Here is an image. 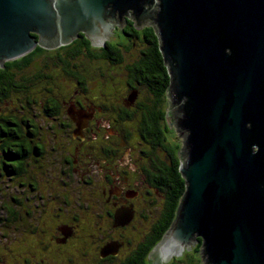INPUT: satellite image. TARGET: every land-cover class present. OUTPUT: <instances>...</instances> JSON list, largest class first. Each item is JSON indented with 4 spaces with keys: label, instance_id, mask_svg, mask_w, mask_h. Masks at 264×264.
I'll list each match as a JSON object with an SVG mask.
<instances>
[{
    "label": "water",
    "instance_id": "95a60500",
    "mask_svg": "<svg viewBox=\"0 0 264 264\" xmlns=\"http://www.w3.org/2000/svg\"><path fill=\"white\" fill-rule=\"evenodd\" d=\"M128 18L156 29L183 137L185 190L149 264L198 241L202 264H264V0H0V65L81 33L105 45Z\"/></svg>",
    "mask_w": 264,
    "mask_h": 264
},
{
    "label": "flooded vegetation",
    "instance_id": "af4514ba",
    "mask_svg": "<svg viewBox=\"0 0 264 264\" xmlns=\"http://www.w3.org/2000/svg\"><path fill=\"white\" fill-rule=\"evenodd\" d=\"M139 57L126 62L127 77L144 66L147 59ZM125 59L104 62L111 69ZM15 75L0 72V264H149L155 245L148 247V237L161 217L149 214V152H137L123 134L109 142L98 138L102 126L95 109L105 107L92 103L94 90H75L80 97L67 96L59 113L57 92L46 86L26 99ZM127 77L125 89H142ZM80 116L88 117L81 129L75 120ZM131 150L134 160L123 164ZM110 243L117 245L110 247L115 253H105ZM190 250L172 255L167 264H183Z\"/></svg>",
    "mask_w": 264,
    "mask_h": 264
},
{
    "label": "trees",
    "instance_id": "16d2710c",
    "mask_svg": "<svg viewBox=\"0 0 264 264\" xmlns=\"http://www.w3.org/2000/svg\"><path fill=\"white\" fill-rule=\"evenodd\" d=\"M134 23L133 19L128 18L125 24L119 28L128 38V41L123 45L125 49H129L131 43L135 44L136 39L141 41L143 47L138 56L140 59L147 60L144 66L137 64L139 70L134 75L127 77V82L132 86L141 87L143 84L144 87L142 98L135 96L134 99H131L132 95L127 96L128 90L126 94H122L124 100L129 101V106L124 102H119L118 95L115 97V94L113 96L116 99L112 101H107L106 97L103 99V95H107L105 91L109 95L114 92L115 85L112 81L116 76L110 73L107 78L111 80L109 84H106V78L103 81L99 77L105 75L104 70L100 68H108L105 64L108 58L116 56L123 59L125 55V49L119 42L113 40L107 41L105 45H96L87 35L81 33L80 37L55 48L37 45L28 53L5 61V67L0 72L4 71L10 75L11 71H14L16 81L22 88L25 87L18 92H24L26 99L29 100L38 95L40 91H45L46 86L52 88L59 96L57 99L59 113L65 106L64 100L68 99L67 96L74 94L75 90L88 94L89 91L95 90L90 89L89 81H96L99 84L97 86L101 89H99L100 93L97 98L99 103L105 107L103 113H99L104 120L112 124L115 123L117 130H120L121 134L126 135L131 141L135 137V141H132L134 144L140 141L144 142L146 144L144 150L148 151L150 158L153 159L154 167L150 172L149 181L154 190L151 187L150 191L153 193L154 204L160 205L157 212L161 214V217L154 224V231L148 237L147 245L152 247L163 237L171 225L186 182L179 169L181 141L179 139L177 142L168 140L167 131L171 126L166 118V105L168 101L167 88L171 76L163 58L159 38L154 25L137 28ZM92 63H98L96 68L99 74L97 73L96 77L91 76ZM79 85L86 89H69L70 86L77 88ZM74 95L80 97L78 94ZM130 105L132 106L130 107ZM159 149L163 155L157 154ZM156 193L161 195L159 202L154 199L158 198ZM201 245L202 241H199L195 245L196 248L186 251L182 257V263L202 264L201 254H199Z\"/></svg>",
    "mask_w": 264,
    "mask_h": 264
},
{
    "label": "rangeland",
    "instance_id": "374dc122",
    "mask_svg": "<svg viewBox=\"0 0 264 264\" xmlns=\"http://www.w3.org/2000/svg\"><path fill=\"white\" fill-rule=\"evenodd\" d=\"M147 25H153V24H147ZM144 27V26H143ZM142 28V27H141ZM111 39L113 40V41H116V42H119L120 43V45L125 49V47H124V43H126V41H128V38H127V36L125 35V33H123V31L122 30H120V29H114V32H113V35H112V37H111ZM143 47V43L141 42V41H139V40H137L136 39V42H135V44H132L131 43V46H130V48L129 49H125V57H126V59L121 63V64H116L115 66H114V68H112V67H110L111 69H109V68H106V69H104L103 67H101L100 69H102V70H104V72H105V75H100L99 77L104 81V79L106 78V80H105V82H106V84H109V82H110V78H107L108 76H109V74L110 73H112V75H114V76H116V78L117 79H114V84H115V90H114V92L112 93V94H108V92L107 91H105L104 89V91L107 93V95L105 96V95H103V99L106 97V100L107 101H112V100H114V99H116V98H114V96H113V94H115V97L118 95V99H119V102H124V103H126L128 106H129V101L128 102H126L125 100H124V97H123V95L122 94H126V91L128 90V93H127V96H130V95H132V94H134V92L136 91L137 93H135L136 95V97L138 98H142L143 97V94H144V87H143V85H142V89L141 90H136V89H132V90H129V89H125L124 87H125V78L127 77V70H126V68H125V64H126V62L127 61H132L133 60V58L134 57H137L138 55H139V51H140V49ZM98 65V63H92V65H91V76L93 77H96V76H98L97 75V68H96V66ZM108 66V65H107ZM109 67V66H108ZM99 74V73H98ZM123 80V81H122ZM95 82V83H94ZM89 81V84H90V86L91 87H95L94 89V91H95V93L94 94H92L93 95V101L94 102H92L93 104H95V107H99V108H101L102 107V104H100L99 102V99L97 98V95H98V93H100L99 92V89H101L100 87H98L97 85H99V84H97L96 83V81ZM91 89V88H90ZM93 89V88H92ZM106 89H109V88H106ZM130 93V94H129ZM129 98V97H128ZM89 104H92L91 102H88ZM132 105H130V107H131ZM166 109H168V101H167V105H166ZM95 111L96 112H98V120H99V123L101 124V126H102V128H100V130H98L97 131V133L99 134V139H101V140H104V142H109L110 140H117L118 139V136L117 135H119V134H121V131L120 130H117V128L115 127L116 125H115V123H106L105 121H103V119H101V114L99 113V112H101V113H103V108H101V110L99 109L98 110V108L97 109H95ZM119 126H121V124H118ZM100 126V127H101ZM170 126H171V128L167 131V134H168V140H170V141H172V142H177V140L179 139L180 141H181V144L183 145V137L181 136V134L177 131V129H176V127H175V125H172V124H170ZM106 132H105V131ZM171 130H173V131H171ZM132 141L134 142L135 141V137L132 139ZM140 141V140H139ZM135 145H136V147H138V150L135 148V150L138 152V151H140L141 149H144V147H145V143L144 142H142L141 143V141L138 143H135ZM128 149V148H127ZM132 152L130 153V152H126V153H124V156H123V158H122V162H123V164H129V163H131L134 159H133V157H134V150H131ZM161 152V153H160ZM161 154V155H163V152L159 149V150H157V154ZM135 157H136V154H135ZM139 158V157H138ZM138 160V159H137ZM143 160V159H142ZM119 161H121V160H119ZM115 176L117 177L118 176V174L115 172ZM119 177V176H118ZM150 188H151V186H150ZM152 189H153V187H152ZM154 190V189H153ZM156 196L158 195V198H154V199H157V201L159 202L160 201V198H161V195L160 194H158V193H156L155 194ZM150 200H153V198L152 197H150ZM156 203V202H155ZM159 207L157 206V205H155L154 204V202H152L151 204H150V219L153 217V216H155L156 215V213H157V209H158ZM138 229H139V226L136 228V229H134V230H132V232H137L138 231ZM126 232L127 233H129L127 230H126ZM191 254V253H190ZM200 254V253H199ZM200 257H201V259H202V256L200 255ZM148 262V261H147ZM201 262H202V260H201ZM146 264H148V263H146Z\"/></svg>",
    "mask_w": 264,
    "mask_h": 264
}]
</instances>
